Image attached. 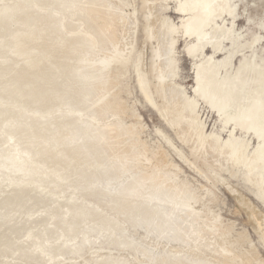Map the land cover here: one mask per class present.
I'll use <instances>...</instances> for the list:
<instances>
[{
  "label": "rangeland",
  "instance_id": "374dc122",
  "mask_svg": "<svg viewBox=\"0 0 264 264\" xmlns=\"http://www.w3.org/2000/svg\"><path fill=\"white\" fill-rule=\"evenodd\" d=\"M23 1L3 0L2 3H8L6 7L9 9L7 11L6 9L0 10V35L11 34L13 50L23 51L28 58L31 56L30 59H32L31 64H27L23 60V56L22 59L21 57H16L12 60H6V50L0 45V98L3 99V104L11 108L14 106L12 103L17 101L18 106L19 104L22 107L26 106L29 110H45L53 107L52 110L56 111L59 108L57 103L61 102L58 97L62 94L66 99H71L76 105L87 106L90 104V101H94L100 96L101 92L109 89L106 98L111 101L113 100V102H110L112 107L104 108L100 101L99 106L96 105L92 111L100 118L101 123L113 120L112 122L116 123L118 128L122 127L124 131L118 129L112 132V135H109L111 132L103 130L100 127V122L98 125H95L94 128H97V131H93V133H96L94 135L103 134V137L101 135L99 138H96L98 140L96 146H100L98 148L99 156L101 158L104 157L102 158L104 162L114 161L117 157V160L120 159L119 161L122 162L139 149L141 155L138 153L137 156L139 157L137 158L141 162L133 161V163L144 166L141 169V173L135 175V179L138 182L135 181L134 183L137 187L135 189L139 191L138 194L141 197L135 198V201L127 199L129 201L122 206L123 209L117 207V199H120L121 195L116 194L114 190L107 196H104L103 192L101 193V189L98 188L100 185L93 187L88 186L86 183H81L78 194L90 198L94 202H98L101 207V216L106 219L104 221L94 220L87 222V225L92 227V230L89 232L90 238L94 240L101 232V228L107 231L106 233L105 231L101 233L103 236H101L100 242L93 243V246L87 245L88 247L85 246V248L79 251L81 258L79 256L76 259L71 258L73 262L76 261L78 264H95L94 260L103 262L106 257L108 264H119V262H124V264H139V260L150 261V259L153 261H151L152 264H207V260L210 261V264H264V185L260 184L258 186L256 181L254 182L255 179L253 180L254 184L249 182L244 176L246 172L244 167L231 168L230 164L224 166L226 162L225 155H219L217 151L209 147L210 141L213 140L212 134L216 135L220 150L224 146L227 148L231 147L228 139H236L237 143L234 141V146H237L240 141H245L249 142L246 154H248V157H251L258 147L264 148L263 130L256 127V124L252 121L244 119L242 114H240L243 111L244 105L241 100L238 101V110L224 109L220 105H217L210 94H208L207 81L201 78V73H199L202 64L207 58L213 56L214 62L219 65L224 57L228 58V55L232 53L229 38L223 37L218 46L212 42L210 37L211 32L217 26H228L229 23H232L234 30L239 35H243V39L250 40L254 36H260L253 50L247 51L245 55H248L252 63L264 64V0H233V2L231 1V4L235 7L233 15L225 18L217 17L215 19L216 22L210 20L209 16L203 12L204 9L202 7L200 10H194L190 0H100L104 2L105 6H97L101 8V11L96 15L92 14L96 17L84 19L90 33H94L95 25L99 26L103 23L109 25L106 27L109 29L106 31L105 28L103 34H101L105 38L99 43H90L88 35L80 33L79 30H74L71 34L75 33L79 38L83 36L84 38L76 40L77 42L71 44L66 41L59 42L56 36L58 34L66 39L71 35L70 33L66 34V30H57L58 32H55L51 30V27H46V32H38V25L41 23L48 25V18L40 22L38 17L35 16L36 12L34 14V10L36 9L35 4L42 5L45 0H31L32 3L30 0H27L28 2ZM62 4L70 6L66 2H62ZM150 4L154 7L157 19V25L154 27V30L155 28L157 30L155 37L151 36L153 21L149 14ZM67 9L65 7V10ZM132 12L135 13L134 37L131 45L128 46V61L125 62L123 55L117 53V51H123V47L124 49L127 48L124 45L126 41L123 40L122 36L125 27L128 29L130 25L123 24L122 18H127ZM195 16L201 17L202 20L198 33H193L188 27L190 20ZM69 17L74 23L77 22L75 20L78 17L76 10H70ZM18 18H21L25 22H17L16 19ZM79 21L82 22L81 19ZM29 26L31 27L29 28ZM117 29H120L121 32L117 31ZM38 34H42L46 38L41 40L37 38ZM202 41L206 42L204 48L200 46ZM159 46L162 48L160 51H162L158 57L157 50ZM39 50L44 51L42 55ZM104 56H108L109 59L115 61V66L106 68L105 70L100 68V60ZM137 62L139 63L138 68ZM243 63V56L240 54L236 55L232 59L231 67L227 71L229 72L228 74L234 73L240 64ZM157 66H160L164 71L166 70L167 73L162 74L160 77V71ZM97 69L99 70L97 71ZM138 70L145 75L153 103L148 101L140 87ZM220 72L222 76L225 74L224 71ZM4 80L9 81V85L6 86ZM160 82L165 86L164 91L160 90ZM224 88H226L225 85ZM181 91L188 98H191V100L193 98L198 103L196 114L199 124L194 128L190 127L189 123L191 122L189 119L184 120L186 117L190 118L192 112L189 102L185 97L180 95ZM49 97H53V100L49 99ZM40 98H44L45 100L39 102ZM172 101L177 102L180 112L179 117L183 120L180 126L181 129L178 126L169 125L165 119L166 107H171L170 103ZM259 101V98L255 100L257 105L254 104L252 106L253 109H256ZM246 105L249 106L250 104L246 102ZM113 113H116V115L112 117L111 114ZM23 115L26 117L25 119L28 118L27 120L30 121V125L25 128L28 129L27 132L29 131V134H27L30 138L29 142L24 140L18 141L20 143H15L12 141L14 144L9 145V150H5L0 146V149L5 150L3 153H8L10 156L14 153L11 150L14 146L22 148V156L18 158L16 155H13V158L16 159L17 166L23 168V170L16 171L15 167L10 166L8 168L0 164V194H2L0 197L6 196V192L4 191L11 189L10 187L13 183L14 185H28L25 179L20 176L23 171L34 168L40 172V162L31 159L37 156L35 154L25 156L24 148L30 147L34 142L36 144L32 145L33 151L35 150V146H40L39 143L43 141L40 131H43L44 126L37 119L38 117H33L30 112H24ZM96 116L92 115L88 118L82 115V118L83 120L86 119L96 123L98 122ZM116 124L115 126L117 127ZM90 129L86 130L92 133ZM180 130L185 132V134L187 133V141H183L182 136L179 137L181 135L179 134ZM200 130H202V133L199 135ZM53 131L52 129L51 133L46 135V138L57 140V134L53 133ZM197 136H200L198 141L205 142L204 147L207 150V154L201 151V154L199 151H192L191 146L193 142L197 141ZM134 148L138 149L134 152ZM122 152L131 155L122 156V158L120 155ZM88 161L91 162L92 159L89 157ZM192 162H194L193 165L191 164ZM157 164L159 165L157 166ZM117 168L115 169L117 170ZM154 171L156 172L154 173ZM169 171L174 175L173 178L178 179V187L175 189H165V194L171 197L175 192H184L187 195H194L199 198L194 206L198 210H201L204 216H201V219H196L195 216L192 217H195L193 219L196 220L195 223L199 224L200 227L201 223H213L216 219V230L212 233V230H207V228L204 230L205 240L211 243L210 248H207L204 244L205 242L200 239L194 240V243L192 241L194 236L192 235H189L191 246L184 247L185 242H187V233H184V229L187 226L184 221L187 219L183 221V219L177 218L174 222L171 220L170 222L161 221L162 226L166 224L169 228L170 225H177V227L182 229L176 231V236L172 231V237L169 240H160V244L157 246L158 253L152 255L150 246H153L154 243H149L148 238L143 237L142 231L137 227V223L139 222L144 226L149 222L151 214L148 212L149 210H145L144 208L148 204L145 201L148 193L155 190L152 184L158 181V175H165ZM41 172H43L42 175L52 176L51 173H46L47 171L41 170ZM114 172L110 173V176L108 174L102 175L100 179L102 182L111 181L110 178H115V174H118V171ZM254 172L260 173V170H255ZM263 173L264 170L261 172V175L264 176ZM145 175L152 176L149 177L150 179H146ZM154 175L156 176L153 177ZM21 177V181L11 183V180ZM221 179H225L226 182L237 190L236 196L227 189L224 183L220 182ZM12 190L13 188L8 191L9 193L7 192V196H11V199L9 198L10 200L7 203L8 207L3 210L6 213H10L14 208H20L19 218L15 222H11L10 225L2 226L0 229L5 235L4 238H7V245L0 244V252L3 253V256L0 257V264H5L7 261L12 264H35V262L36 264H44L39 257L26 258L25 256H19L22 252L16 246L21 244L23 239L21 235L24 234L27 227H33L34 231H40L43 230V226L45 225L46 230L52 232V236L55 237L56 234L54 233H56L55 230H58V228L54 227L55 224H52L48 220L47 215L41 214V210H49L50 207L55 208L59 206L57 204L52 206L50 201L45 200L47 196L52 194V192L47 193V189L43 191L45 194H42V196H46L43 198L39 197L41 194L33 196L32 190L30 195L33 198L31 199L21 194L14 197L11 194ZM240 194L245 198L242 203L239 202L238 195ZM162 197H164L163 194ZM110 198L113 201H110ZM26 206H31L33 207L32 210L38 211L35 213L30 211L26 214ZM249 206L255 212V219L250 216ZM120 215L123 217H120ZM137 216H139L138 219H136ZM153 216L157 217V215ZM206 218L208 219L206 220ZM38 220H42V222H36ZM106 221L109 223H106ZM83 223L76 224L73 232L76 236L80 237L79 231L87 226ZM120 229H123V231L121 232ZM111 232H113V235H117L115 238L111 235L113 240H110L107 234L109 233L110 236ZM121 235L123 238L119 237ZM213 239L217 242H215L216 246H214ZM120 240L131 243L132 249L120 250L119 252L117 250V242L119 243ZM74 242L69 241V243ZM224 247L230 249V252L225 251V253L222 250V248L225 249ZM171 248L181 249V254L179 255L180 263L174 261L173 253L169 251ZM188 250L191 253L187 252ZM109 251L113 254L114 258L108 255L110 254ZM93 252L97 254L95 255ZM141 253H145V256ZM134 256L137 257L136 260ZM65 257L66 261L64 262L68 263L71 260L69 258L71 257L70 253H66ZM109 257L111 258L109 259Z\"/></svg>",
  "mask_w": 264,
  "mask_h": 264
},
{
  "label": "bare ground",
  "instance_id": "6f19581e",
  "mask_svg": "<svg viewBox=\"0 0 264 264\" xmlns=\"http://www.w3.org/2000/svg\"><path fill=\"white\" fill-rule=\"evenodd\" d=\"M2 1H1V3H2ZM21 1H23V0H21ZM24 1H27V0H24ZM190 1H191L192 7L194 8V10H200V8L202 7V9H204L203 12L206 15H208L210 20L213 22H216L215 19L217 17L225 18L227 16H232L233 11L235 9V7L231 4V1L233 2V0H190ZM62 2H66V4H69L70 6H67V5L64 6V4H62ZM1 3H0V6H1L0 10L6 9V11H7V9H9L8 7H6V5L8 3L5 2L6 3V4L4 3L5 5L3 3L2 4ZM31 3H32V1H31ZM54 3H55V5H53ZM103 3L104 2L100 1V0H86V1L85 0H45V2L42 3V5L35 4L36 9L34 10V14L36 12L35 16L38 17L40 22L43 21L45 18H48V25H44L42 23L39 24L38 25L39 26L38 32L39 33L46 32L47 31L46 27H48V28L51 27V30L55 31V32H58L57 30H64V31L66 30V34H68V33L71 34L74 30H79L80 33H84V34L88 35V37L90 38L88 41L90 43H94V42L99 43L100 41L103 40V38H105L101 34H103V31L109 25H107L106 23H103L102 25H99V26L94 24L95 25V28L93 30L94 33H90V32H88V29H87L88 27L85 25L86 24L85 19L87 17H89L90 19H92V17H96L94 15L98 14L101 11V8H98L97 6L98 5L99 6L100 5L105 6V4H103ZM65 7H67L68 9L65 10ZM70 10H72V11L76 10V12H77L78 17H77V19H75L77 21L75 23L69 17ZM6 11H4V12H6ZM92 14H94V15H92ZM149 14H150L152 21H153L152 22L153 28L151 30V33H152L151 36L155 37L157 30H156V28L154 30V27H155V25H157L156 24L157 19H156L154 7L151 6V4L149 7ZM134 15H135V13L132 12L129 16H127V18L126 17L122 18L123 24L130 25L129 28L127 27L128 29H126V27H125V29L123 30L124 34L122 36L123 40L126 41L124 45L127 48L124 49V47H123V49H122L123 51H117V53H121L123 55V58H124L123 60L125 62L128 61V49H129L128 46L131 45L133 37H134V29H135V27H134V23H135L134 22ZM80 19L82 20V22L79 21ZM16 21L21 22V23L25 22L21 18L16 19ZM201 22H202L201 17L195 16L192 20H190L188 27L190 28V30L193 31V33H198V31L201 27ZM116 26H117V24H116ZM124 26H126V25H124ZM30 27L31 26H29V28ZM108 29L109 28H106V31ZM117 31H120V29H117ZM100 35L103 37H101ZM56 36L58 37L59 42H65L66 41L68 43L70 42V44L73 42H77L76 40L84 38V36L79 38V36L75 35V33L71 34L66 39H65V37L59 36L58 34H56ZM210 37L212 39V42H214V44H216L218 46H219L223 37L229 38L230 43H231L230 46L232 49V53L230 55H228V58L224 57V59H222L221 64H219V65L214 62L213 56L207 58L204 61V63L202 64L199 73H201L200 74L201 78H203L204 80L207 81L206 87H207L208 94H210V96L212 97V99L214 100V102L217 105H220L222 108L229 109V110H238V108H239L238 101L241 100V102H243L244 105H243V111L240 112V114H242L244 119H247L248 121H252L254 124H256V127L262 129L263 133H264V64L260 65L261 63L260 64H258L256 62L252 63L251 60L248 58V55H245V53L247 51L253 50V48L256 45V43L258 42L257 40L260 38V36H258V35L254 36L250 40L243 39V35H239L237 33V31L234 30L232 23H229L228 26H226V25L217 26L211 32ZM11 38H12L11 34H7V35L1 34L0 35V45L3 48H5V50H6V53H5L7 56L6 60H12L16 57H21V59H22V56H23V60H25L27 64H31L32 63V59H30L31 56L28 58V56L25 55L23 51L13 50ZM37 38L43 40L46 37L42 34H38ZM205 45H206V42H203V41L200 44V46L203 48ZM160 49H162V48L159 46V48L157 50L158 57L160 55V52L162 51V50L160 51ZM39 51H40L41 55L44 52V51L42 52V50H39ZM238 54L243 56L244 63L240 64V66L234 71V73L228 74L229 72H227V71L231 67L232 59ZM138 62H140V61H138ZM115 64H116L115 61H113L112 59H109L108 56L107 57L104 56L103 59L100 60V66H101L100 68H103L104 70L106 68L115 66ZM138 66H139V63L137 64V68H138ZM157 67L159 68L158 70L160 71V77L162 76V74L167 73V71L162 70V68H160V66H157ZM98 70L99 69H97V71ZM220 71H224L225 74L222 76V73ZM137 72H138V79H139L141 89L143 90L148 101L153 103L152 96H151V93L149 92L144 73L139 71V70ZM4 82L6 83V86L9 85V83H8L9 81L4 80ZM160 85H161L160 90L164 91V89H165L164 84L162 82H160ZM224 85L226 88H224ZM108 90L109 89H106L105 91L101 92L102 95L100 93V96H98L94 101H90V104L87 106L86 105L85 106L76 105V103H73L71 101V99H69V98L66 99V97H64L62 94L61 96L58 97V99L61 102H59V104L56 102L57 106H59V108L56 111L52 110L53 107L52 108L50 107L49 109H45V110L44 109L29 110V109H27L26 106L22 107L20 104L18 106V104L16 103L17 101H14L12 103V105H14V106H12L11 108L10 107L8 108L3 104L4 103L3 99L0 98V146H2L5 150H7V149L9 150V148H10L9 145L14 144V143H12V141H14L15 143H17L18 141H24V140L26 142H29L30 138H29V136H27V134H29L28 133L29 131L27 132L28 129H25V128L28 127V125H30V121L27 120L28 118L25 119L26 118V117H24L25 114L23 115L24 112H30V114H32L33 117H38L37 119L40 120L42 125L44 126L43 131H40L41 135L43 136L42 143H39L40 146H35V150L33 151L32 145L34 146L36 144L34 142V143H32V145L30 147L24 148L25 156H31V154H35L37 156V157L31 158V159L32 160H38L40 162V166H39L40 172H38L34 168H30V169H27L26 171H23L22 175H20V176H22L25 179V182L28 184L25 186L18 185V184L14 185V183H13L16 181H21L22 177L18 178V179L11 180V183H13V185L10 187L11 189L13 188V190L11 191L12 196L16 197L17 195L21 194V195L28 196L29 199H31L33 197H32V195H30V192L32 193V190H33V193H34L33 196H38L39 194H41V195H39V197L43 198V197H46L45 195L42 196V194H45V193H43V191H45V189H47V193L52 192V194L50 196H47L45 198V200L50 201L52 206L54 204H57V206H59V207H55V208L50 207L49 210H47V209L41 210L40 209L42 212L41 214L44 213L45 215H47L48 220H50L52 224H55L54 227L58 228L59 231L55 230L56 231V233H54V234H56L55 237L52 236V232H48L46 230L47 228L44 227L45 225L43 226V230H40V231H38V230L34 231L33 227H27L24 234L21 235V237H23L21 244L16 246V248L20 249L22 252L19 256H25L26 258H38L39 257V259H41L44 264H78V262H76V261L73 262L72 259H76V258H78V256L81 258L79 251H81L87 245L93 246V243H95V242L97 243V241L100 242L99 240H100L101 236H103V234H101V233L102 232L104 233L105 230L103 228H101L100 229L101 232L93 240L90 238V234H89L90 230H92V227L91 226L89 227L87 225V222L94 221V220H98V221L103 220L104 221L105 218H103L101 216V213H100L101 207L98 204V202H94V201L90 200V198H86V197H83V195L81 196L78 194L81 183H86L88 186H93V187L100 185V186H98V188L101 189V193L103 192L102 194L104 196H107L108 194H110L114 190V192L116 194L121 195L120 199L119 198L117 199V207H119L121 209H123L122 206L124 204H126L129 200L135 201L136 200L135 198L141 197L138 194L139 191L137 189H135V188H137L136 185H134L135 181L138 182V180L135 179V175L137 173H141L142 167L144 168L143 165L140 166L139 164L137 165L136 163L135 164L133 163V161L134 162L140 161L137 158V157H139V156H137L139 153L138 148H134V152L137 149L138 150L132 156H128L131 154H125L124 152H122V154H120L121 157L122 156L123 157H125V156L129 157L125 160L123 159L124 161H122V162L119 161L120 159L117 160L118 157L116 160L114 159V161L104 162V160L102 159L104 157L101 158L99 156L98 148L100 146H96L97 145L96 143L98 141V140H96V138L97 137L99 138V136H101V135L103 137V134L94 135L96 133H93V131H97V128H94V126L99 124L100 118H98L96 116V114L92 111V109L95 108L96 105H98L100 101H101V104L104 106V108L105 107H108V108L112 107V104L110 102H113V100L111 101V100L106 98V95L108 94L107 93ZM180 95L185 97V99L189 102V107H190V110L192 112V116H190V118L186 117L184 120L189 119L191 122V123H189L190 127L194 128L196 125L199 124V122L197 120V114H196L197 108H198V103L195 101V99L192 98V100H191V98H188L183 91L180 92ZM54 96H55V94H54ZM44 97H46V96L44 95ZM258 98L260 100L259 104L256 107V109H253L252 106L254 104H256L255 100ZM49 99L53 100V97H49ZM164 99L166 100L165 96H164ZM44 100H45L44 98L43 99L40 98L38 101L41 102ZM107 100H109V102H107ZM246 102H248L250 105L247 106ZM170 105H171V107L170 106L166 107L165 119L169 125L176 126V127L178 126L180 128L181 123H183V120L179 117L180 112L178 110L177 102L172 101L170 103ZM174 114H176V115H174ZM82 115H84L85 117L87 116L88 118L92 115H95L98 122L95 123V122H90L86 119L83 120ZM111 115L113 117L116 115V113H113ZM112 121L113 120H107L106 122L103 121L104 123L100 122L101 123L100 127H102L103 130H105V131L107 130V132H109V133L111 132V134H109V135H112V132H114L118 129L122 130V127L118 128V125ZM54 124H56V125H54ZM115 124L117 125V127L115 126ZM118 124H121V123H118ZM52 129L54 130L53 133L55 132L57 134L56 135L58 137L57 140H52L50 138H46V135L50 134ZM86 129L87 130L90 129L92 131V133H90ZM122 131H124V130H122ZM232 131H234V130H232ZM53 133H52V136H53ZM126 133H127V131H126ZM201 133H202V130H200L199 135ZM179 134H181V135H179V137H181V136L183 137V139H182L183 141L188 140V139H186L187 133L185 134V132L181 131ZM230 135H231V133H230ZM197 137H198L196 139L197 141L193 142V145L191 146L192 151L193 152H198V151L200 152L201 151V152L207 154V150L204 147L205 142L204 141H198L200 139V136H197ZM212 137H213V140L210 141L209 147L212 150L217 151L219 155H225V161L226 162H225L224 166H226L227 164L228 165L230 164L231 168L240 167V166L244 167L246 170L244 176L247 178V180H249V182L253 183V180L255 179L254 182L256 181L258 186L260 184L264 185V176L261 175L262 170H264V148L263 147H258L257 150L253 152L252 156L248 157V154H246V152H247L248 147H249V142L247 143L245 141H240V142H238L237 146H234V144H235L234 141L236 139L235 140L234 139H232V140L228 139L230 141L231 147L227 148L226 146H224V148L222 150H220V148L218 146V141L216 139V135L212 134ZM189 141H191V140H189ZM171 142H172V140H171ZM18 143H20V142H18ZM169 144H170V142H169ZM6 145H8V146H6ZM114 145H117V144H114ZM4 149H0V159H1L0 164H3L8 168H10V166L15 167L16 171L23 170V168L17 166V161H16V159L13 158V155H16L18 158H20L22 156L21 155L22 148H19L18 146H14V148L11 149L14 151V153H12L11 156L8 153H6V154L3 153V152H5ZM109 149H111V148H109ZM201 152H200V154H201ZM116 155H117V153H116ZM201 156H203V155H201ZM89 157L92 159L91 162L88 161ZM144 157H145V155H144ZM146 158H148V157H146ZM203 158H204V156H203ZM214 160H216V159H214ZM149 161H151V160H149ZM191 164L193 165L194 162H192ZM158 165L159 164H157V166ZM117 167L118 168L120 167L121 170L118 169ZM115 168H117V170ZM151 169H153V168H151ZM41 170H43L44 172L47 171L46 173H48V172L51 173L52 176L42 175L43 172H41ZM255 170L256 171L260 170V173H258L259 171L254 172ZM114 171H118L117 172L118 174L117 175L115 174V178L111 177L110 178L111 181L102 182V180L100 179L102 175L103 176L106 174L109 175L110 173H112ZM156 171H154V173ZM170 172L171 171L166 172V174H165L166 177L164 174L163 175L162 174L161 175L156 174V175H158L159 179L157 182L152 184V186L155 188V190H153V192H149L148 196L146 197V200H145L148 204L147 205L145 204L146 207L144 209L149 210L148 212L151 214L149 222L147 221L148 223L145 224V226L140 224V222H139V223H137V225H138L137 227L140 228V230L142 231L141 234L143 235V237H145L146 239L148 238L149 243H154L153 246H150V248H151L150 251H152V253H153L152 255H155L158 253L157 246L160 244V240H162V239L169 240L170 237H172V235H171L172 231L174 232V235H175V233H177L176 231L178 229H182L180 227H177V225H173V226L170 225V227L168 228L166 226V224L165 225L163 224V226H164L163 227L161 221L163 220V222H170V220H171L172 222H174L175 220H177V218H181V219H183V221L185 219H187L184 221V222H186V226H187V228L184 229V233L185 234L187 233L186 234L187 242H185V240H184V242H185L184 247L187 248V246H191V244L189 242V240H190L189 235H192V236H194L192 241L199 240V239L203 240L205 242L204 243L205 246H207V248H210L211 243L205 240L206 237L204 235L205 234L204 230L206 228H207V230H210V231L212 230L211 233L214 230H216V227H217V225L215 224L216 219H215V222H213V223L212 222L204 223V224L201 223V227H200L199 224L197 225L195 223L196 220L193 219L195 217H196V219L197 218L201 219V216H204L203 212L201 210H198L194 206L198 202L199 198H197L194 195H191V196L187 195L184 192H182V193L175 192L174 194H172L171 197H170V195L168 196L165 194V192H164L165 189H167V188L175 189L178 187V183H177L178 179L176 180L175 178H173L174 175ZM16 173H19V172H16ZM152 175H148V176L145 175L146 179H148ZM156 175H154L153 177H155ZM155 181H156V179H155ZM220 182L224 183V185L227 187V189L231 193H234L235 194L234 196H236L237 190H235L232 185H230L228 182H226L225 179H221ZM149 187H151V186H149ZM11 189L4 191V192H6L5 197H0L1 198V201H0V229L2 226H6L7 224L10 225L11 222H13V221L15 222V220H17V218H19L18 215H19V209L20 208L19 209L14 208L12 211L13 212L15 211V213H13L12 211L10 213H6V211L3 210L6 207H8L7 203L11 199L10 198L11 196H7V194L9 193L8 191ZM106 192H108V193H106ZM162 194L164 197H162ZM1 195L2 194H0V196ZM54 195H56V196H54ZM238 197H239L240 203H242L245 199L243 196H241V194L238 195ZM103 198H105V197H103ZM127 199H129V200L127 201ZM109 200L113 201L112 198H110ZM60 203H62V204H60ZM17 205H20V204H17ZM21 208H22V206H21ZM61 208H63V209H61ZM32 209H33V207L26 206L25 213L27 214L30 211L35 213L38 211V210L36 211V210H32ZM249 209H250L249 210L250 216L255 219L254 210L252 208H250V206H249ZM122 211H124V210H122ZM153 215H157V217H154ZM192 216H195V217H192ZM120 217H123V216L120 215ZM191 217H192V219H191ZM138 218H139V216H137L136 219H138ZM207 219L208 218H206V220ZM108 221H110V220H108ZM36 222L41 223L42 220H38ZM79 223H83V224L87 225L84 227L85 229L83 228L79 231V233L81 235L80 237L76 236L73 233L76 224H79ZM106 223H109V222L106 221ZM122 223H124V222H122ZM202 225H203V227H202ZM21 227H22V225H21ZM102 229H103V231H102ZM120 230H121V232L123 231V229H120ZM106 231H105V233H106ZM112 233L113 232L110 233V236H109V233H107L110 240H113V238L111 237V235H113ZM95 234H97V233H95ZM4 236L5 235L0 231V244H6L7 245V238H4ZM113 236H114V238L117 237L116 234H114ZM119 237L123 238L122 235ZM263 238H264V233H263ZM69 241H75V242L69 243ZM142 241H144V240H142ZM212 241L214 243L216 242V240H214V239ZM194 243H195V241H194ZM216 243L214 244V246H216ZM141 245H142V247H144L143 244H141ZM219 247H220V245H219ZM129 249H132L131 243H128L125 240H120L119 243L117 242V250H119V252H120V250L125 251V250H129ZM217 250H219V249H217ZM222 250L224 252L225 251L230 252V249H228V248H225V249L222 248ZM93 251H94V249H93ZM110 251H112V250H110ZM110 251H109L110 254H108V255L113 256V254H111ZM169 251H171L173 253L174 261H176L177 263H180L179 255L181 254L180 253L181 249H178V248L172 249L171 248ZM184 251H186V250H184ZM214 251H215V249H214ZM187 252H190V251L188 250ZM66 253H70L71 257H69V258L70 259L72 258L71 259L72 261L69 260L70 262L68 261V263L64 262V261H66L65 260L66 259V257H65ZM141 254L143 256H145V253H141ZM223 255H224V253H223ZM1 256H3L2 252H0V257ZM93 258L95 259V257H93ZM110 258L111 257H109V259ZM112 258H114V256ZM134 258H135V260L137 259V257H135V256H134ZM67 260H68V258H67ZM99 260H101V259H99ZM151 261H152L151 259H150V261L149 260H147V261H143V260L140 261L139 260V264H152ZM94 263L95 264H102V263L108 264V261H107V258L105 257L103 262L102 261L98 262V261L94 260ZM204 263H205V261H204ZM208 263L210 264V261L207 260V264ZM219 263H220V261H219ZM5 264H12V263L7 261ZM35 264H36V262H35ZM109 264H113V263H109ZM119 264H124V262H119ZM193 264H200V263H193Z\"/></svg>",
  "mask_w": 264,
  "mask_h": 264
}]
</instances>
